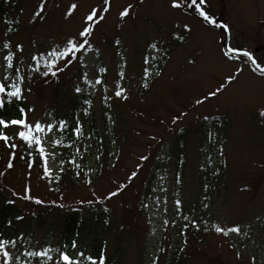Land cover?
Returning a JSON list of instances; mask_svg holds the SVG:
<instances>
[{
  "label": "rangeland",
  "instance_id": "374dc122",
  "mask_svg": "<svg viewBox=\"0 0 264 264\" xmlns=\"http://www.w3.org/2000/svg\"><path fill=\"white\" fill-rule=\"evenodd\" d=\"M0 1L4 4L0 75L6 66L4 40L22 42L24 52H17L14 59L25 76L24 87L32 89L25 93L27 106L35 108L29 119L68 122V130L52 134L45 145L48 152H55L49 160L52 178L43 177L41 165L29 170L26 159H16L8 170L9 149L0 142L2 193L11 195L25 216L24 222L13 223L16 230L10 238L24 234L12 249L16 256L22 260L25 249L48 246L71 252L75 239L76 251L86 256L101 245L106 260H112L106 264H169L172 251H178L186 264H251L252 255L257 264H264V117L260 115L264 72H258L264 68V0H205V11L218 23H226L227 29L183 7L185 0H179L181 9H172L170 0H111L110 11L92 38L99 56L89 50L83 65L47 78L41 75L43 67L40 72L30 71L35 64L31 56L81 30L85 13L99 7L101 0H47L46 22H33L39 0ZM72 3L78 4V10L65 20ZM129 4L134 7L122 20L119 12ZM152 43L156 49L150 47ZM229 48L241 51L225 57ZM243 50L251 51L257 63ZM101 67L107 71L101 73ZM84 71L92 83L84 81ZM230 75L236 78L228 84ZM97 78L102 80L99 85ZM145 81L148 88L143 87ZM117 83L125 89L126 100L115 97ZM221 85L225 87L216 97L195 104ZM77 86L81 93L75 92ZM176 116L180 119L173 124ZM77 119L84 129L80 139L71 131ZM91 126L96 136L90 133ZM56 139L62 145H54ZM77 147L82 156L76 154ZM67 155L80 156L76 163L81 175L71 178L67 172L57 181L59 159ZM141 155L149 159L141 162ZM138 163L143 164L138 176L120 194L106 199L127 182ZM26 186L33 198L44 203L21 199ZM176 199L181 200L179 211ZM69 210L78 214V225L70 232L64 222ZM237 224L250 239L215 232L217 225Z\"/></svg>",
  "mask_w": 264,
  "mask_h": 264
},
{
  "label": "snow or ice",
  "instance_id": "6c2138e0",
  "mask_svg": "<svg viewBox=\"0 0 264 264\" xmlns=\"http://www.w3.org/2000/svg\"><path fill=\"white\" fill-rule=\"evenodd\" d=\"M47 0H39L38 7L33 12V22H46L48 17L45 15ZM205 0H185L183 7H187L192 9L194 12H198L200 17H203L205 21H208L212 25H216L217 27H222L224 29L228 28V25L223 22H217L214 16L209 15L207 11H205ZM58 6V5H57ZM133 4H129L127 7L123 8L122 11L119 12V17L123 20L128 17L130 11L133 9ZM170 7L172 9H181L182 4L179 0H170ZM111 8V0H101V4L99 7H92L90 10L85 13L82 20V27L75 34H68L65 36L64 40L61 43L52 44L49 46V49H46L43 52H37L31 56V60L35 62L34 66L30 67V71L32 72H40L41 67H43V72L41 75L45 78L49 77L51 74L52 77H56L57 73H64L66 70L71 71L72 68H78L80 65L84 63V53L92 50L96 53L97 56L100 54V49L94 46L93 43V35L96 30V27L105 20L106 14L109 13ZM78 10V4L72 3L70 7L67 8L64 13V19L72 17L73 14ZM183 27L190 31L188 25H183ZM121 41L116 39L115 44L120 45ZM33 46H35V42H33ZM3 49L7 50V54L3 56V61L6 62V66L3 68V75H0V127L3 129H9L11 127H16V131L11 134H7L5 131H0V142L4 143V146L9 149V156L6 163V168L8 170L14 167V161L17 159L16 149L23 145L24 151L27 153L29 159H27L26 166L29 170H31L38 162L42 166L43 177L52 178L53 169L49 165V160L55 158V152H48L45 145L49 142V137L52 134L62 135L65 131L68 130V122L64 119H60L57 123L49 122L43 120L41 118H37L36 120L29 119V113L34 112V107H28L26 104L27 101V93H31V87L25 88V76L21 73V69L16 66L15 56L16 53L23 54L24 52V44L22 42L13 43L10 38H6L2 45ZM151 48L156 49L157 45L152 43L150 45ZM15 49V52L13 51ZM241 49L237 48H229L227 52L224 53V56L227 57L229 52H240ZM243 55L248 57L253 64H256L257 61L253 57L251 51L243 50ZM41 62H43L41 64ZM19 63H23V61H19ZM257 67L260 66L257 64ZM101 73L106 72L107 69L101 67L99 69ZM264 72V68L261 69ZM8 73H11L9 75ZM159 73H157L158 75ZM125 73L121 71L119 76L121 79L124 78ZM145 75H148L147 69L145 70ZM235 75H230L227 77V83L230 84L235 79ZM29 80L32 77H28ZM83 79L87 83H92L91 80L88 79L87 72L83 73ZM9 81H11L9 83ZM48 81L45 80V83ZM102 83V80L97 78L95 80V84L99 85ZM115 97L127 99L126 91L121 86L120 83L116 84ZM144 88H148L149 84L147 81L143 84ZM225 87V85H221L219 88H216L214 91H210L204 99H196L195 104L200 105L203 104L205 100L210 97H216ZM83 89L79 86L75 87L76 93H81ZM85 104H91L90 100H85ZM87 110H85L86 112ZM181 115H186V113H182ZM260 115L264 117V110L260 112ZM180 117L176 116L173 118V124L179 120ZM208 119V117H205ZM59 129V131H57ZM71 131L75 134L77 139H80L83 136L84 129L83 125L80 123L79 119L76 120L75 126L71 129ZM20 141V144H17L15 141ZM52 143L56 146L62 145L63 141L60 139L53 140ZM72 145H68L71 147ZM76 154L82 156L81 149L79 147L76 148ZM39 158V160L37 159ZM99 156H97V160H99ZM20 159H25L22 155ZM149 159L148 155H141L139 160L141 162L147 161ZM64 161H61V167L59 169L60 173L65 171L63 167ZM70 163L78 170L75 172V176L78 178L81 173L79 169L81 165L76 163V157L73 156ZM114 167V165H113ZM143 167L142 163H138L135 166V170L131 171V174L127 177V182L119 184L115 191H111L108 193L106 199H111L112 197L117 196L122 191H124L132 180L138 176L139 170ZM4 172H0V175H4ZM31 175V172H29ZM62 177L57 175L54 177L57 181H59ZM91 178L87 179V183L91 184ZM181 182L180 174H177V183ZM207 187V186H206ZM30 186H26L25 192L23 195H20L21 199L24 200H34L36 204H43L44 201L39 198H33L30 195ZM9 203H14V201H9ZM89 204L92 201H88ZM175 204L177 206V211H179V207L181 205V200L176 199ZM207 207V205H204ZM63 207V205H60ZM105 211H108L105 208ZM17 220H22V216H17ZM185 220L188 217H184ZM9 225L11 221L8 222ZM164 224L167 225L168 221L165 220ZM192 225L194 227L199 228V225L195 220L192 221ZM187 227V225H185ZM207 230V228L205 229ZM215 232L218 234H222L225 237H228L230 234L235 233L236 235H243L248 237L250 234L247 231L242 232V228L239 224L224 228L221 226H215ZM3 234L0 233V237ZM24 239V234H21L16 238H0V264H17L20 261V264H32L33 261L36 264H85V261L88 264H97V260L93 255H85L84 251L77 252L76 249L79 247L77 241L74 239L71 242L70 252L68 248H53V247H42L41 250H28L25 249L23 252V259L21 257L16 256L12 249H16L18 246V241ZM186 243V241H185ZM235 247V245H233ZM54 254V255H53ZM238 256L241 255L240 252L237 253ZM251 264H257V257L252 255L250 257ZM98 264H106V256L103 251H101L99 255Z\"/></svg>",
  "mask_w": 264,
  "mask_h": 264
},
{
  "label": "trees",
  "instance_id": "16d2710c",
  "mask_svg": "<svg viewBox=\"0 0 264 264\" xmlns=\"http://www.w3.org/2000/svg\"><path fill=\"white\" fill-rule=\"evenodd\" d=\"M4 9V4L1 3L0 1V13L3 11ZM85 73V71H84ZM92 127V126H91ZM0 131H5L7 134H11L8 133V129H3L2 127H0ZM92 132L93 136H96V131L94 130V128H91L90 133ZM16 143H20V141H15ZM16 153H18V160H21L20 157L23 155L25 157V159H29V157L27 156V153L24 151L23 149V145H21L19 148L16 149ZM76 155V154H75ZM80 156H77V158H79ZM73 157H68L65 156V158H60L59 161H64L63 163V167L65 169V171L63 173H60V176H62L63 178L66 177L67 172L72 174L71 178H76L74 172L69 171L71 167H74L70 161L72 160ZM38 159V158H37ZM61 164V163H60ZM40 163L38 162L35 166L34 169L36 167H40ZM69 167V169H68ZM220 170L222 171L223 167L222 165H220ZM220 174V173H219ZM218 174V175H219ZM223 174H221L220 176V180L218 179V181L221 184V180L223 179ZM9 201H14L15 203V199L13 197H11V195H5L2 193V188L0 186V233L3 234L2 237L0 238H10L12 236V234L15 232L16 227H14L13 223L16 221H21L24 222L25 216L24 214L20 211V209L17 207V205L15 206L14 203H9ZM17 216H22L23 219L22 220H17L16 217ZM64 222L65 225H67V231L70 232L73 230V228L78 225L77 224V220H78V214L75 212V210H69L65 213L64 215ZM109 219V217H106ZM9 221H11V224L9 225ZM104 223H108V221H106V219L103 221ZM66 242V241H65ZM230 246L232 247L233 244L229 243ZM232 249H234V247H232ZM235 250V249H234ZM101 251H103V247L100 245V247L94 251L93 256L94 258L97 260V264H98V260H99V255L101 253ZM236 251V250H235ZM237 253L240 251H236ZM241 253V252H240ZM106 262L112 263L111 259H107ZM169 264H186L184 261H181V259L178 257V251H172V254L169 256Z\"/></svg>",
  "mask_w": 264,
  "mask_h": 264
}]
</instances>
